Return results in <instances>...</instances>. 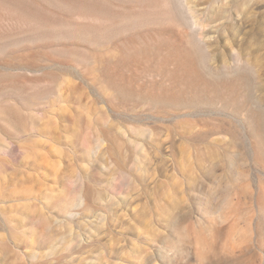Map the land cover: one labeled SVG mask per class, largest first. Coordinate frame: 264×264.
<instances>
[{
	"label": "rangeland",
	"instance_id": "374dc122",
	"mask_svg": "<svg viewBox=\"0 0 264 264\" xmlns=\"http://www.w3.org/2000/svg\"><path fill=\"white\" fill-rule=\"evenodd\" d=\"M0 264H264V0H0Z\"/></svg>",
	"mask_w": 264,
	"mask_h": 264
}]
</instances>
